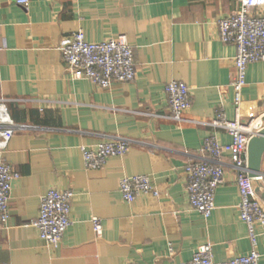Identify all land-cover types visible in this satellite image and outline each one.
Listing matches in <instances>:
<instances>
[{
	"label": "crops",
	"instance_id": "0c3cea01",
	"mask_svg": "<svg viewBox=\"0 0 264 264\" xmlns=\"http://www.w3.org/2000/svg\"><path fill=\"white\" fill-rule=\"evenodd\" d=\"M238 9V0H0V99L12 121L26 127L0 156L18 175L8 227L0 228V264H185L205 244L216 262L250 253L226 159L208 219L189 208L184 174L185 164L202 157L206 138L231 142L225 131L194 122L210 123L219 112L235 118V47L220 42L217 20ZM78 30L89 43L124 38L135 79L107 89L74 80L60 48ZM173 80L190 92L183 122L164 118V88ZM257 117L264 123V62L248 66L239 105L242 123ZM116 137L132 142L129 151L86 170L81 148ZM260 172L252 184L264 207V154ZM131 176H149L160 196L121 201L119 181ZM50 189L74 194L58 248L39 240L32 226ZM93 217L102 224L99 237ZM256 234L264 264V234Z\"/></svg>",
	"mask_w": 264,
	"mask_h": 264
},
{
	"label": "built area",
	"instance_id": "2783aa9c",
	"mask_svg": "<svg viewBox=\"0 0 264 264\" xmlns=\"http://www.w3.org/2000/svg\"><path fill=\"white\" fill-rule=\"evenodd\" d=\"M27 6L29 0H13ZM239 9L227 17L217 20L219 40L235 47L233 65L235 77L231 83L235 118L227 121L222 112L210 123H198L221 129L231 142L221 145L215 136L206 138L201 148L202 157L184 166L187 180L186 195L189 208L208 219L214 210L216 189L224 182V159L234 172L238 187V218L247 229L251 251L248 255L235 256L223 262L213 259L212 246H198L185 264H259L256 229L264 234V207L258 199L248 176L247 146L249 140L263 128L261 118L239 120L241 92L245 86V75L249 65L264 62V0H238ZM62 61L67 73L74 80H87L101 89L112 83H128L135 79L136 71L132 48L122 37L89 43L82 30H78L61 48ZM169 115L165 119L183 122V114L190 107L189 89L181 82L170 81L164 88ZM52 104L50 102H46ZM41 110V109H40ZM16 125L8 111L6 100L0 99V156L6 151L12 137L25 130ZM125 138L116 137L94 147H82L81 155L86 170H101L109 158L124 156L132 146ZM18 175L12 167L0 159V228L6 229L10 220L9 200L12 181ZM121 201L132 204L139 196L159 197L149 176L123 177L118 184ZM74 194L71 191L50 189L40 199L37 218L32 223L38 239L52 248H58L65 231L70 227V208ZM92 231L99 237L102 224L98 218L90 219ZM169 253L173 250L169 246ZM125 264H138L126 262Z\"/></svg>",
	"mask_w": 264,
	"mask_h": 264
},
{
	"label": "water",
	"instance_id": "95a60500",
	"mask_svg": "<svg viewBox=\"0 0 264 264\" xmlns=\"http://www.w3.org/2000/svg\"><path fill=\"white\" fill-rule=\"evenodd\" d=\"M264 154V128L253 136L247 146V170L252 180L260 178L261 160Z\"/></svg>",
	"mask_w": 264,
	"mask_h": 264
}]
</instances>
